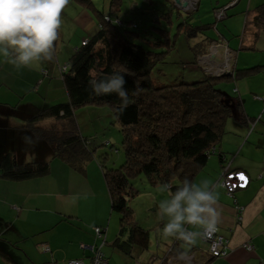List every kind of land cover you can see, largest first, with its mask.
Segmentation results:
<instances>
[{
	"label": "trees",
	"instance_id": "trees-1",
	"mask_svg": "<svg viewBox=\"0 0 264 264\" xmlns=\"http://www.w3.org/2000/svg\"><path fill=\"white\" fill-rule=\"evenodd\" d=\"M201 1H198L195 9L183 10L190 14L199 11ZM171 2L178 10L181 9L174 0ZM121 3L122 0H111L108 14L97 10L100 17L97 32L83 39L62 67L67 99L55 101L46 107L40 106L27 119L25 129L35 138L47 141L52 146L54 159L58 158L82 171L95 151L88 147V139L80 133L75 112L78 108L94 104H109L113 108L121 124L125 161L118 168L103 166L101 169L111 199V211L121 215L119 232L112 245L123 254L132 256L135 249L144 251L150 245V231L135 221L133 209L129 205V198L138 193L132 179L143 173L151 184L169 183L173 191L182 186L185 178L194 182L197 173L215 153L214 148L224 134L227 120L231 117L237 120L241 113L244 114L242 103L218 88V84L232 82L237 94V83L257 77L264 72V65L239 68L237 52L228 40L209 35L194 48V67L202 70L203 79L157 86L151 73L164 56L133 42L122 32L120 26L125 23L118 15L122 9ZM234 4L235 0L214 8V11L222 10V18L229 17L228 10ZM113 14L115 19L112 18ZM215 15L218 20L222 19L217 13ZM263 19L260 13L258 22ZM216 24H213L214 27L211 23L199 27L185 21L180 24L179 30L191 31V35L197 37L204 27L217 30ZM160 31L167 38L166 42L160 41V44L169 46L171 39L168 33ZM221 44L233 52L231 69L215 75L207 70L202 60L211 53L214 45ZM114 72H124L125 88L134 101L123 113L117 112L120 99L116 94L96 96L89 87L91 79H102ZM137 85L141 91L138 96H133L132 92ZM253 95L256 98L262 97L256 92ZM46 122L51 125L49 129L42 126ZM220 160L223 161V156ZM50 168V162L29 161L18 164L12 153H5L0 160V179L30 180L47 175ZM96 227L100 226L93 228L96 243L100 245L104 237H97ZM100 228L104 236L106 229ZM182 253L196 254L197 264H208L209 259L213 258L208 254V248L202 252L198 245L186 247L182 241L173 238L160 262L168 264L172 258L176 262ZM105 258L109 262L106 255Z\"/></svg>",
	"mask_w": 264,
	"mask_h": 264
},
{
	"label": "crops",
	"instance_id": "crops-1",
	"mask_svg": "<svg viewBox=\"0 0 264 264\" xmlns=\"http://www.w3.org/2000/svg\"><path fill=\"white\" fill-rule=\"evenodd\" d=\"M222 1L218 0L213 7H221L234 0L225 4ZM237 6L244 14L237 13L239 20H244L241 34H234L240 38L239 43L233 47L219 27L215 37L227 39L236 50L239 68H247L251 63L263 66L264 49L259 48L258 37L264 29V19L258 22L257 18L260 13L264 18V0H235L232 7ZM228 29L231 31V28ZM248 55L252 58L247 59ZM40 65L43 68L44 65ZM26 68L21 67L23 70ZM16 69L19 68L9 64L7 58H0V147H4L5 153H12L16 162L22 164L29 162L23 151L30 153L35 145L41 144L25 129L27 119L37 112L41 103L28 98L33 94L32 84L27 83L28 78H20ZM22 75L31 76L27 71H23ZM47 78H44L45 82ZM242 84L251 94L261 89L248 83ZM234 97L242 103L244 114L241 113L237 120L232 117L227 120L225 126L229 127L225 128L214 148L219 164L211 159L214 166L208 170L204 167L194 179L195 183L208 181L214 187L220 213L218 230L229 240L228 255L213 257L208 264H264V127L253 137L258 124L251 130L252 122L257 119L259 102L262 101H259L261 97L254 98L253 94L249 97L240 90ZM53 100L58 101L57 98ZM261 114L260 118L264 120V113ZM226 134L231 135L228 137ZM32 161L50 162V172L24 181L0 179V264H68L76 259L92 264L93 253L89 248L96 244L99 246L94 236L95 226L106 229L101 249L107 256L103 249L109 239L110 224L106 222L111 214L101 167L89 161L85 170L79 171L58 158L38 156ZM226 168L228 172L243 171L249 177L248 186L237 189L232 196L220 184ZM84 180L87 192H76ZM95 201H99L101 207H96ZM247 244L254 248L248 250ZM196 245L202 252L207 249L202 239Z\"/></svg>",
	"mask_w": 264,
	"mask_h": 264
},
{
	"label": "rangeland",
	"instance_id": "rangeland-1",
	"mask_svg": "<svg viewBox=\"0 0 264 264\" xmlns=\"http://www.w3.org/2000/svg\"><path fill=\"white\" fill-rule=\"evenodd\" d=\"M181 1L188 3L185 9H193V3L190 4L188 0ZM227 1L223 0L222 4ZM110 2L111 0H70L69 5L62 13L60 37L55 47L54 60L51 62H33L31 67L24 70L21 68L16 69L20 78H28L26 79L27 83L32 84L31 93L33 94L29 93L28 98L39 101L41 103L38 105L39 108L40 106L51 105L54 102L53 98L58 100L66 99L67 94L62 80L61 69L67 63L75 48L80 46L83 39L97 32L100 19L97 10H100V12L105 11L108 14ZM217 3L218 0H202L200 10L190 14L183 9L178 10L179 8L171 0H122V9L118 11L120 20L125 23L124 26H120L122 32L133 42L145 46L152 52L162 53L164 56L162 62H159L152 70L151 78L154 84L162 86L179 81L194 82L204 78L202 70L194 67L196 62L194 48L206 36H216L218 34L213 28L214 23H217V27L224 32L233 47L239 43L240 38L234 34H241L243 31L244 20H239V14L243 16V12L237 6L228 10L229 17L218 20L215 13L219 10L214 11ZM238 12L241 13L237 14ZM112 18L115 19L116 16L113 14ZM185 21L199 27L211 23L213 27L210 29H205L204 27L203 31L197 37H194L191 35V31L183 32V30L181 32L179 30L180 24ZM228 28H231V31ZM160 30L168 33L171 39L169 46L160 44V41H167L166 36ZM258 46L261 50L264 49V29L259 34ZM218 57L220 58L215 59L213 67H208L215 75L222 73L217 71L218 68L216 66L222 59V56ZM0 58L1 60L5 59L2 56ZM246 58L251 59L252 56L248 55ZM40 64L44 65V69ZM253 65L256 64L251 63L249 66ZM23 71H27L31 76H23ZM44 78H47L46 82ZM49 81H51V84H49ZM242 83L261 88L258 91L259 93L256 92L262 95L261 100H259L262 102H259V112L257 119L254 120V125L258 124V126L257 131L252 135L253 137L262 126L264 127V120L260 118L263 115L261 113H264V100H262L264 99V86L262 88L264 72L258 78L254 77L237 83L240 93L252 97L253 93L248 92L247 86ZM218 88L225 90L231 96L237 95L232 82L224 81V84L219 83ZM6 89H10V87L6 86ZM253 97L255 98L254 95ZM75 118L80 133L88 139V147L95 151L90 161H94L99 167L106 166L108 168H118L124 163L125 153L121 124L109 104H94L78 108L75 112ZM42 126L43 128L47 126V129H49L51 125L46 122ZM228 127V125L227 127L225 126V128ZM226 135L230 137L229 135L231 134ZM263 138L264 136H262ZM35 139L41 144L35 145L34 151H30V153L23 151V156H28L29 161L37 159L38 156L42 158L53 157L52 146L49 147L47 141L46 143L39 141L40 139L38 138ZM3 148L0 147V160L6 152ZM211 159L216 164H219L218 157L213 154L205 166L207 170L214 166L211 164ZM81 183L75 191L84 194L88 188H86L85 180ZM132 183L138 193L134 197L129 198V205L133 209L135 221L150 231V245L144 251L135 249L132 256L123 254L112 245L119 232L121 215L118 212L111 211V199L109 197V213L111 215L107 216L106 222V224H110L109 239H107L108 243L103 250L108 256L109 264H158L165 256L167 247L173 241L172 237H165L162 233L167 217L161 220L158 214L159 204L164 200L170 199V196L168 192L161 191L160 186L162 184H151L143 173L132 179ZM197 183L200 184L201 182L198 181ZM220 184L223 186L222 182ZM225 191L230 195L226 188ZM95 205L96 207H101L99 201H95ZM191 230L197 231V228L191 227ZM100 245H102V242Z\"/></svg>",
	"mask_w": 264,
	"mask_h": 264
},
{
	"label": "clouds",
	"instance_id": "clouds-1",
	"mask_svg": "<svg viewBox=\"0 0 264 264\" xmlns=\"http://www.w3.org/2000/svg\"><path fill=\"white\" fill-rule=\"evenodd\" d=\"M69 3L70 0H0V54L16 68L31 67L33 62L53 61L62 13ZM124 72L89 81L94 95L116 94L119 97V113L134 102L125 88ZM140 91L137 85L132 95L138 96ZM160 187L170 196L159 204L158 209L161 220L167 217L162 229L165 237L175 238L191 247L218 231V199L208 181L197 184L185 178L175 191L169 183ZM188 226L199 230H189Z\"/></svg>",
	"mask_w": 264,
	"mask_h": 264
},
{
	"label": "built area",
	"instance_id": "built-area-1",
	"mask_svg": "<svg viewBox=\"0 0 264 264\" xmlns=\"http://www.w3.org/2000/svg\"><path fill=\"white\" fill-rule=\"evenodd\" d=\"M191 3H193V9L198 4L199 0H188ZM217 15L219 18L223 17V11L219 10L217 12ZM218 56H222L221 61L216 66L218 68L217 71H220L222 73H219L217 75L224 74L231 69V60L233 57V52L226 46V45H214L212 47L211 53L207 55L202 62L205 64L208 71H211V69H208V67H213V64L215 63L216 58H220ZM254 122L251 124V129L254 128ZM241 175L245 179H240ZM222 184L223 186L228 190L229 194L232 195L237 189L240 188H246L249 183V177L246 175L243 171H233L228 172L227 168L224 170L222 175ZM189 230H191V227L188 226ZM95 232L98 238L102 239L104 236V232L100 227L95 228ZM206 244L208 248V254L212 257H225L228 255L229 251V240L225 238L222 234H220L219 230L211 237V238H203L202 239ZM104 244V238L103 243ZM102 245H99L97 247L91 246L89 249L93 252L92 257V264H108L107 259L105 258L104 253L102 252ZM248 250H252L254 247L251 244L246 245ZM88 248V247H85ZM196 254L193 253H185L183 255H179L177 257V261L174 262V258L169 260L168 264H197L195 259ZM68 264H85L83 259H76L71 260L68 262Z\"/></svg>",
	"mask_w": 264,
	"mask_h": 264
},
{
	"label": "water",
	"instance_id": "water-1",
	"mask_svg": "<svg viewBox=\"0 0 264 264\" xmlns=\"http://www.w3.org/2000/svg\"><path fill=\"white\" fill-rule=\"evenodd\" d=\"M174 2H175L176 5L180 6L181 9H185L186 6L188 5L187 2H182L181 0H174ZM221 177H222V176H221Z\"/></svg>",
	"mask_w": 264,
	"mask_h": 264
},
{
	"label": "snow or ice",
	"instance_id": "snow-or-ice-1",
	"mask_svg": "<svg viewBox=\"0 0 264 264\" xmlns=\"http://www.w3.org/2000/svg\"><path fill=\"white\" fill-rule=\"evenodd\" d=\"M240 179H242V180H243V179H245V178L243 177V175H241Z\"/></svg>",
	"mask_w": 264,
	"mask_h": 264
}]
</instances>
